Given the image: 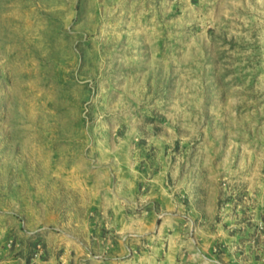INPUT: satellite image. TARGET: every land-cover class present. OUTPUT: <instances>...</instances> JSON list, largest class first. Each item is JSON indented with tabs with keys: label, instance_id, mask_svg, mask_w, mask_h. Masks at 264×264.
I'll use <instances>...</instances> for the list:
<instances>
[{
	"label": "rangeland",
	"instance_id": "rangeland-1",
	"mask_svg": "<svg viewBox=\"0 0 264 264\" xmlns=\"http://www.w3.org/2000/svg\"><path fill=\"white\" fill-rule=\"evenodd\" d=\"M131 261L264 264V0H0V264Z\"/></svg>",
	"mask_w": 264,
	"mask_h": 264
},
{
	"label": "crops",
	"instance_id": "crops-1",
	"mask_svg": "<svg viewBox=\"0 0 264 264\" xmlns=\"http://www.w3.org/2000/svg\"><path fill=\"white\" fill-rule=\"evenodd\" d=\"M121 244H122V242H121ZM109 264H117V263H115V262H110ZM125 264H129V263H125ZM130 264H133V262L131 261Z\"/></svg>",
	"mask_w": 264,
	"mask_h": 264
}]
</instances>
